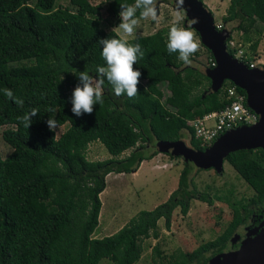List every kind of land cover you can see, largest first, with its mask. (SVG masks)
I'll list each match as a JSON object with an SVG mask.
<instances>
[{
    "label": "trees",
    "instance_id": "obj_1",
    "mask_svg": "<svg viewBox=\"0 0 264 264\" xmlns=\"http://www.w3.org/2000/svg\"><path fill=\"white\" fill-rule=\"evenodd\" d=\"M57 1L0 0V125H12L2 131L12 149L5 157L0 155V264H97L102 257L113 264H133L140 257L141 240L158 237L160 217L168 228L175 207L186 214L191 198L208 203L212 198L196 189L191 172L197 167L184 161L177 187L165 201L139 210L111 234L94 237L105 175L136 170L142 160L158 153V140L187 135L189 145L204 149L209 143L194 135L188 120L228 105L230 85L245 97L246 93L229 79L211 90L203 70L185 65L178 52H168L170 29L161 27L127 39L140 44L144 53L133 65L141 73L138 94L131 99L126 93L116 96L103 77L104 103L95 104L92 113L77 116L71 111V101L75 88L83 87L79 73L87 71L100 79L97 69L106 67L100 41L119 34L102 27L100 4L67 0V5H61ZM104 1L111 16L123 10L122 4L135 3ZM221 18L237 20L234 28L243 33L259 31L264 25V0H229ZM257 43H251L252 50ZM205 49L206 66L212 67L213 55ZM243 60L248 65L250 55ZM5 88L23 104L6 97ZM33 108L39 112L27 129L17 118ZM48 119L68 126L57 135L49 129ZM92 140L100 141L111 156L88 159L85 149ZM127 149L125 156L118 157ZM225 160L253 189L252 196L241 208L232 207L229 224L213 240L168 256L154 245L157 256L152 257V264L203 263L211 245L223 244L242 221L241 209L246 212L251 204L264 202L263 149L233 150Z\"/></svg>",
    "mask_w": 264,
    "mask_h": 264
},
{
    "label": "rangeland",
    "instance_id": "obj_2",
    "mask_svg": "<svg viewBox=\"0 0 264 264\" xmlns=\"http://www.w3.org/2000/svg\"><path fill=\"white\" fill-rule=\"evenodd\" d=\"M204 5L211 11L215 25L221 29L223 26L232 29L231 39L240 43V47L245 57L250 55L251 60L257 65L264 64V25L261 30H252L243 33L234 28L237 20L223 21L229 0H202ZM94 4H100L102 16L101 25L105 30L115 29L121 18L111 16L104 0H91ZM57 3L67 5V0H58ZM159 22L151 19H139V25L135 29L134 35L126 39L147 34L158 28H169L172 26L176 8L173 0H158ZM183 20L181 27H188V19L185 10H182ZM139 18V15L137 16ZM195 37L200 44V37L195 29L191 27ZM119 34V30H116ZM254 40H258L256 49L252 50L250 45ZM235 41V43H236ZM228 48V41H226ZM235 57V56H234ZM237 58V57H236ZM192 64L204 71L206 66L207 51L204 45L200 44L199 51L190 57ZM238 59V58H237ZM240 60V59H239ZM96 80L95 78H93ZM165 92L166 87L162 85ZM12 125H0V155L5 157L11 146L7 144L2 131ZM68 123L59 125L55 129L58 135ZM187 144L188 136L181 137ZM159 150V149H157ZM129 150H124L118 157L125 156ZM85 154L88 159H104L111 154L105 146L98 140H92L87 144ZM152 159H144L137 171L130 172H109L105 175V186L99 193L101 202L98 222L94 227L92 236L102 237L116 231L130 217L139 210L151 209L165 201L178 183L179 173L184 165L181 156L170 157L166 152L159 150ZM193 185L200 191H207L212 198L208 203L198 198L189 200V208L186 214L181 213L179 207H175L171 212L170 225L167 228L164 218L157 220L158 237H147L141 240L142 251L140 257L133 264H152V257L157 255L153 251V246L157 245L161 255L168 256L178 249L191 251L201 243L212 240L221 234L229 224L232 217V207L241 208L253 194V189L226 161H223V169L218 172L214 168H194L191 172ZM242 214L245 211L241 209ZM97 264H113L107 257H102Z\"/></svg>",
    "mask_w": 264,
    "mask_h": 264
},
{
    "label": "water",
    "instance_id": "obj_3",
    "mask_svg": "<svg viewBox=\"0 0 264 264\" xmlns=\"http://www.w3.org/2000/svg\"><path fill=\"white\" fill-rule=\"evenodd\" d=\"M176 5V0H173ZM183 9L188 24L192 19L198 23L191 25L208 48L215 60L212 67H205L204 73L210 79V89L216 90L224 79L240 86L246 93V103L258 118L250 124L230 128L217 136L204 149H195L182 138L158 140L156 148L173 156L190 160L197 168H214L220 172L226 155L233 150L261 147L264 151V64L249 67L237 59L226 48V39L231 30L223 26L215 27L213 16L202 0H185ZM204 264H264V239H252L242 244L238 250L210 257Z\"/></svg>",
    "mask_w": 264,
    "mask_h": 264
},
{
    "label": "clouds",
    "instance_id": "obj_4",
    "mask_svg": "<svg viewBox=\"0 0 264 264\" xmlns=\"http://www.w3.org/2000/svg\"><path fill=\"white\" fill-rule=\"evenodd\" d=\"M185 0H176V15L175 20L170 27L168 33L167 50L169 53L178 52L179 58L185 65L192 64L190 57L199 51L200 44L198 43L191 25L198 23L197 19H192L188 27H181L180 21L183 20L182 10ZM123 9L119 16L121 23L113 29L119 30L118 38L103 39L100 41L103 44L102 57L106 61V67H98L97 73L101 76L100 79L94 80L87 71L79 73V79L83 87L77 86L72 94V109L71 111L79 116L81 113H92L93 106L97 103L102 105L103 100V85L106 77L109 84L113 86L116 96L127 94L128 98H134L138 94V78L141 73L135 70L133 65L143 57L140 44H130L126 37L134 35L135 29L139 25V19H151L159 22L158 0H135L134 4H122ZM139 12V18H137ZM139 52V56L137 53ZM4 95L9 99H15L17 104H23V101L14 97L12 90L5 88ZM53 109H49L52 111ZM39 112L33 108L30 112L18 117L25 128L31 125V117ZM47 124L50 130L58 128V124L53 119H48Z\"/></svg>",
    "mask_w": 264,
    "mask_h": 264
},
{
    "label": "built area",
    "instance_id": "obj_5",
    "mask_svg": "<svg viewBox=\"0 0 264 264\" xmlns=\"http://www.w3.org/2000/svg\"><path fill=\"white\" fill-rule=\"evenodd\" d=\"M215 27L219 26L215 25ZM226 41H228L227 50L231 49L233 56L242 60L245 55L239 46L240 43L231 37ZM210 64L214 65L215 61L211 60ZM255 65L257 64L253 61L248 63L249 67ZM227 96L231 98V102L221 110L211 111L202 117L188 120L189 125L194 129V135L205 143L210 144L224 131L237 125L253 123L258 118V114L247 105L245 95L239 93L234 85L227 87Z\"/></svg>",
    "mask_w": 264,
    "mask_h": 264
},
{
    "label": "flooded vegetation",
    "instance_id": "obj_6",
    "mask_svg": "<svg viewBox=\"0 0 264 264\" xmlns=\"http://www.w3.org/2000/svg\"><path fill=\"white\" fill-rule=\"evenodd\" d=\"M248 208L242 221L235 227L228 239L223 244L211 245V253H206L208 257L201 264L215 255L238 250L249 240L264 239V202L260 205L251 204Z\"/></svg>",
    "mask_w": 264,
    "mask_h": 264
},
{
    "label": "crops",
    "instance_id": "obj_7",
    "mask_svg": "<svg viewBox=\"0 0 264 264\" xmlns=\"http://www.w3.org/2000/svg\"><path fill=\"white\" fill-rule=\"evenodd\" d=\"M153 157L155 158V157H157V156H153ZM150 159H152V158H150ZM144 161H145V160H142V161L140 162V164H139L138 168L140 167L141 163H142V162H144ZM138 168H137V169H138ZM137 169H136V170H134V172H135V171H137Z\"/></svg>",
    "mask_w": 264,
    "mask_h": 264
}]
</instances>
